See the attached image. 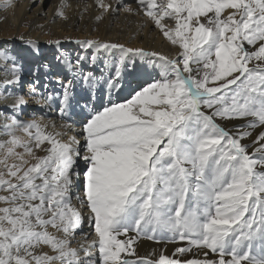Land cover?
Returning a JSON list of instances; mask_svg holds the SVG:
<instances>
[{"label":"snow or ice","instance_id":"snow-or-ice-1","mask_svg":"<svg viewBox=\"0 0 264 264\" xmlns=\"http://www.w3.org/2000/svg\"><path fill=\"white\" fill-rule=\"evenodd\" d=\"M95 3L168 52L0 42V264H264V0Z\"/></svg>","mask_w":264,"mask_h":264},{"label":"bare ground","instance_id":"bare-ground-1","mask_svg":"<svg viewBox=\"0 0 264 264\" xmlns=\"http://www.w3.org/2000/svg\"><path fill=\"white\" fill-rule=\"evenodd\" d=\"M127 2L131 3V0ZM44 3L41 0L40 6L31 11L32 0H0V42L9 41L19 34H30L33 39L38 38L42 47L47 40L60 38L65 48L71 50L74 45L69 44L65 38L72 37L73 39L96 38L119 42L133 48L156 50L165 54L168 52L167 45L158 33L150 31L149 27H141L145 23L142 17L129 15L121 10L118 16L108 15L97 23L95 18L99 10L96 8L95 0H66L69 7L65 9V14L69 19L67 21L57 19L53 23V13L61 0H55L48 13L39 18L38 14L42 13ZM5 5L10 6L5 7ZM85 5L88 6L86 10ZM38 25H43V28ZM132 80L139 82L136 78L130 77L126 87L118 94L119 99L126 100L129 97L131 89L137 84L132 85ZM85 231L89 229L86 228ZM164 247L163 244L140 239L136 249L141 256H147L153 250L159 251ZM166 247L167 252L171 253L175 245L169 244Z\"/></svg>","mask_w":264,"mask_h":264},{"label":"rangeland","instance_id":"rangeland-1","mask_svg":"<svg viewBox=\"0 0 264 264\" xmlns=\"http://www.w3.org/2000/svg\"><path fill=\"white\" fill-rule=\"evenodd\" d=\"M45 3H44V6H43V8H42V13H39L38 14V17L39 18H41V17H43L44 15H46L47 13H48V10H49V8L51 7V5H52V3L55 1V0H43ZM31 11H33V10H35V9H37L38 7H32L31 6ZM33 13V12H32ZM137 82H136V80H132V82H131V84L132 85H135Z\"/></svg>","mask_w":264,"mask_h":264}]
</instances>
